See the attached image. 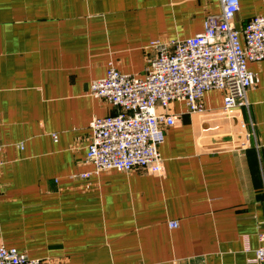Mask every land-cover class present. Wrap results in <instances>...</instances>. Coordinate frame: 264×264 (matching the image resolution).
<instances>
[{
	"label": "crops",
	"instance_id": "1",
	"mask_svg": "<svg viewBox=\"0 0 264 264\" xmlns=\"http://www.w3.org/2000/svg\"><path fill=\"white\" fill-rule=\"evenodd\" d=\"M220 11V0H0V244L43 264H260L264 60L248 64V106L225 110L213 89L203 113L158 108L176 117L161 173L88 160L91 121L117 112L90 83L111 65L143 76L152 42L193 37ZM257 15L264 0H240L235 26Z\"/></svg>",
	"mask_w": 264,
	"mask_h": 264
},
{
	"label": "built area",
	"instance_id": "2",
	"mask_svg": "<svg viewBox=\"0 0 264 264\" xmlns=\"http://www.w3.org/2000/svg\"><path fill=\"white\" fill-rule=\"evenodd\" d=\"M220 2L221 11L207 16L201 33L152 42L156 53L143 76L122 73L111 65L104 78L90 83L89 95L117 110L90 123L88 160L96 171H163L160 148L176 117L158 108L168 110L173 102L184 101L190 112L203 113L205 93L213 89L224 92L225 110L248 106L247 91L256 82L248 64L264 60V16H254L239 30L234 22L240 0ZM169 224L178 226L176 221ZM259 240L255 261L264 264V232ZM0 264L43 262L0 244Z\"/></svg>",
	"mask_w": 264,
	"mask_h": 264
}]
</instances>
